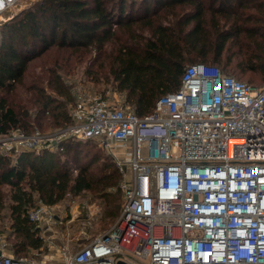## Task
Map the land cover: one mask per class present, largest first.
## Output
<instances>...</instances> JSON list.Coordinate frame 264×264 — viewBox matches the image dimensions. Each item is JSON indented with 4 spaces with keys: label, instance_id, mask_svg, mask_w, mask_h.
<instances>
[{
    "label": "built area",
    "instance_id": "built-area-1",
    "mask_svg": "<svg viewBox=\"0 0 264 264\" xmlns=\"http://www.w3.org/2000/svg\"><path fill=\"white\" fill-rule=\"evenodd\" d=\"M25 1L0 0V26ZM71 117L55 136H0V149L16 158L44 143L63 150L64 135L98 142L123 174L120 215L58 262L0 250V264H264V82L197 62L148 115L81 92ZM29 216L52 227L70 214L40 201Z\"/></svg>",
    "mask_w": 264,
    "mask_h": 264
},
{
    "label": "trees",
    "instance_id": "trees-1",
    "mask_svg": "<svg viewBox=\"0 0 264 264\" xmlns=\"http://www.w3.org/2000/svg\"><path fill=\"white\" fill-rule=\"evenodd\" d=\"M230 44L239 56L250 54L244 70L251 76L246 74L245 81L260 85L264 0H39L0 30V136L16 129L33 134L35 122L41 127L47 117L53 126L73 124V98L57 74L62 50L81 60L90 57L86 73L93 82L104 80L125 92L135 112L145 116L162 95L180 87L192 63L214 64L240 78L228 68L230 61L221 66ZM53 48L59 52L52 58L54 51L47 54V73L36 75L33 61ZM45 77L48 89L39 84ZM20 85L31 91L32 100L17 96ZM30 105L36 107L33 114ZM96 147L93 140L70 139L62 152L24 150L16 159L0 149V188H10L9 208L19 238L16 257L44 246L29 216L38 201L54 205L87 192L104 202L105 225L119 217L123 174L111 157L99 162Z\"/></svg>",
    "mask_w": 264,
    "mask_h": 264
},
{
    "label": "rangeland",
    "instance_id": "rangeland-1",
    "mask_svg": "<svg viewBox=\"0 0 264 264\" xmlns=\"http://www.w3.org/2000/svg\"><path fill=\"white\" fill-rule=\"evenodd\" d=\"M38 1L39 0H26L24 2V6H21L19 10L14 12V14L10 12H6L5 16L9 15L14 17V15H16L18 12L32 6L34 3ZM1 23L3 24L4 21ZM2 24L0 26V30ZM54 50L57 49L53 48L50 51L46 52L44 56L33 61L34 64L36 63V67L33 64V67H31V69L36 73V75L44 76L45 73H47V68L48 66H50L49 59L54 57V55L58 54L59 52V51L55 52ZM237 50L238 49L236 48L235 45L230 44L228 50L224 52V56L221 60V66L226 62L230 61L228 68L232 69L231 72L238 75L240 78L244 80H248L247 76L245 75L249 74V76H251V74L250 72L244 70V68L247 64V60H249L250 62L251 56L250 54L239 56ZM51 51L54 52L50 55V58H47V54ZM60 53L62 58L60 59L61 62L57 65L58 68L57 74L61 76L63 82L69 88L73 98V102L69 104L70 114L73 113V111L75 110L77 103L80 100L81 92L90 94L93 97L100 94L109 95L112 96L113 99L117 102H124V100L127 101L126 93L116 90L111 83H106L104 80L100 82H93V80L88 75V73H86V69L89 66L90 57H86L81 60L78 58V55L76 54L70 56L69 53H64L63 50L60 51ZM44 57H46L47 59H45ZM37 62L39 63L37 64ZM40 64L41 66H39ZM98 65L99 64H97L96 66ZM44 66L46 68L45 72H44ZM93 67H95V65H93ZM239 74L240 75L242 74V76H240ZM45 80L46 81L44 83H39V84L48 89L49 84L47 77H45ZM26 81L29 86V84L32 83V78L28 77ZM260 81H261L260 85H262L264 79ZM254 84H258V82H254ZM18 89L19 90L17 96L22 101L27 102L29 100H32V93L26 88V86L20 85L18 86ZM49 92H51V90H49ZM28 109H30V112L32 114L36 111V107L34 105L33 106L30 105ZM49 120L50 117H47L44 120L43 125L41 127L38 126V124L35 122L36 125L34 129H37V131L33 133V131L31 130L32 133L35 134L36 132H39L40 136H55L57 133L64 132L65 129L69 125H71L69 124L62 127L53 126L52 124L47 123ZM10 134H11L10 136H12L13 133L11 132ZM61 139H62L61 145L64 149V143L67 140L78 139V138L68 137L67 135H64ZM93 142H95L97 146L95 152H97L96 154H98V156L100 157L99 162H102L105 159V157H111L107 152V150L102 148L98 142L94 140ZM38 149L39 152L36 151L37 153H40L44 150H50L56 153L63 151L58 147L56 148L49 147V145H47L46 143L41 144ZM9 191L10 188L7 186H3L2 188H0V250H3L4 252L13 254L15 256V253L13 251L14 245L16 244L19 238H17L15 234L16 232L13 227V218L11 216V210L9 208V203H11L9 198ZM39 203L40 201H38L35 204V206L30 208V211L33 208H35ZM122 203H123V198H122ZM53 206L56 208L57 212H60L62 209H66L67 211H69L70 217L67 219L66 223L63 224L62 226L56 225L52 227L51 226L38 227L35 224L39 230L40 236L44 239V246L41 248L40 251H36V250L30 251L28 256L22 255L23 258H27L37 262H42V261L58 262L65 248L68 249L70 253L76 252L80 248L79 246L80 243L88 242L92 240L98 234L111 228L117 220V219L112 220L111 223L105 225L107 221L104 218V202L92 197V194L87 192L82 193L81 195L78 196L68 195L63 201L54 204ZM87 213L91 214L92 217L91 219L88 218ZM71 215L75 216V219L73 221H71L72 220Z\"/></svg>",
    "mask_w": 264,
    "mask_h": 264
}]
</instances>
